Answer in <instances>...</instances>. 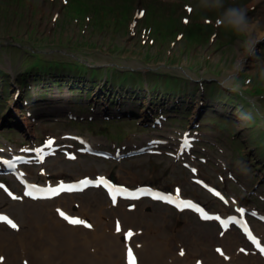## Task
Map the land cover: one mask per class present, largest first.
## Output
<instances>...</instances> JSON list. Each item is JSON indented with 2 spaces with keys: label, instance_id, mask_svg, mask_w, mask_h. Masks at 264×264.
Returning a JSON list of instances; mask_svg holds the SVG:
<instances>
[{
  "label": "rangeland",
  "instance_id": "obj_1",
  "mask_svg": "<svg viewBox=\"0 0 264 264\" xmlns=\"http://www.w3.org/2000/svg\"><path fill=\"white\" fill-rule=\"evenodd\" d=\"M62 1L64 4H62L61 0H0V67L10 71L13 79H15L17 74H21L22 69L29 65L32 60L30 58L25 61V58H27L25 53L40 52L49 61L59 60L65 61V63L80 61L97 69L103 66L105 68L120 66L126 69H138L145 74L148 72L156 75L168 73V79L172 76H176L174 79L182 77L180 82H177V85L172 88L187 91V84L189 83L190 89L194 94H197L198 91L196 89L197 81L202 80L206 84L208 91L210 89L216 90L215 92L210 91V94L214 95L213 98H208L209 94H201L203 98L206 97L208 99V107H212L210 109L219 112L225 110L221 106L227 105L226 103L230 101V98H228L227 94L219 92L224 88L220 87L218 80L232 64L239 51V45L234 35L215 26V13L206 14L211 16L209 17L210 21L200 20V22H207L212 25L210 24V27L205 30H194L195 38L201 43L188 44L187 50L189 52L182 53L184 48L180 47V40L174 42L169 40V48L162 51H160L158 45V51H156L154 46L148 49L141 48L139 47L141 33H138V35L133 34L134 26L128 30L122 25L112 31L115 39V48L119 49L117 51L112 45H107V48L106 46L98 47V42L100 43L98 40L101 38L104 25L120 20L127 13L130 14L131 18V15L139 7L144 8L152 2L153 4L160 3L159 8H154V10L149 7L148 17L147 19L143 18V20L146 23L154 21L155 19L151 18L152 14L150 12L156 11L158 13V19L163 23H152L155 29V31L153 29V34L157 36L158 41L164 48H166L165 44H163L165 43L164 38L167 34L171 35L170 28L175 23V16H177V19L182 17L187 19V22H190L195 15L199 17L205 14L199 12L187 14L185 4L188 5L193 0ZM231 2L247 6L249 8V16L260 19L264 23V0H226L227 4H231ZM160 8L165 12H160ZM52 13H59L54 21L50 18ZM128 20V18L124 19V24H127ZM209 32H212L210 36H208ZM212 35H214V38ZM217 39H221L222 42L218 43L217 46H213V41ZM108 40L109 38L104 40V44ZM262 43L258 45L260 49ZM147 53L154 54V59L148 61L145 57ZM173 54L177 58L167 62L166 56L170 55L171 57ZM205 55L208 57L207 59H204ZM198 61L202 63L201 67L199 66L201 63ZM190 65L193 67L191 70ZM63 77L64 75H60L59 79ZM149 77L152 80L155 79L154 74ZM254 84L259 88L255 80ZM159 88L164 90L162 84L159 85ZM80 95H83V93ZM48 97H52V100L56 98L59 102L50 105L47 104L48 101L47 103L41 102L36 105L44 111L38 121H30L32 124L30 132H26L23 129L21 125L22 117L28 122L30 120L28 111L33 113L36 106L25 105L27 108L26 112H21L18 108L20 115L16 112L18 106L13 108V113L11 114L5 111L7 122H3L2 124L4 125L0 124V132L5 129L0 134V146L3 149L0 151V155L4 154L2 153L3 151H12L14 148L22 150L24 142H34V140L41 138L43 135L61 136L63 134L67 136V142L73 143L72 145H75L76 148L80 147L82 142L74 143L75 140L72 136L78 134L85 140L91 141L92 148L101 147L102 149L114 151L121 147L119 143L114 141L115 137L119 138V136L124 137L127 135L130 149L140 148L142 145L149 143L158 148V150L116 162L112 159L106 161L101 157L89 154V148L83 143L77 154L79 158L75 162L68 161L60 156L53 158L47 164L48 173L51 176H60L57 173L64 172L63 177L70 179H78L87 175L95 176L100 173H106L109 176L114 173L119 182L131 187L142 184H154L200 200L206 203L212 211L233 212L231 207L224 206L197 185L196 179L199 176L217 185L218 188H222L232 197L238 198L241 200V204H245L252 209L257 207L264 211V162L259 160L255 151L252 150L254 144L239 147L242 148L244 154L246 153L245 160L238 159L236 153L235 158H232L231 150L228 148L224 139L225 136L221 134L218 124H212V121L219 119L220 115L213 110L206 115L207 110L201 109L202 105L199 96H197L196 102L190 106L192 112L190 122H193L192 125L194 126L195 116L197 121L206 117L204 121L207 122L201 124L199 126L201 130L194 132L193 135L200 139L196 152L198 150L199 154L208 160V163L201 161L194 154L190 156V159L194 165L199 167L200 175L192 173L190 168L184 166L179 160H174L176 152L173 143L177 141L185 128H190L189 125L180 121L175 122V120H185L187 119L185 118L186 116L170 115L169 123H166L165 126H155L150 120L148 122L147 114H144L142 109L138 113L141 116L135 118L130 116L131 108L123 116L119 109H113L112 104L109 105L108 100H101V103H98L97 98L88 102H78L77 99L81 98L79 94L69 92L66 88L59 92L57 87H55L52 94H50V91L48 92L46 98ZM72 97H75L73 101H71ZM4 98L12 106L15 105L12 93L7 94ZM127 108L128 106L126 105L123 112ZM244 110L251 113L249 121L240 122L237 118V110L231 111L230 116L223 121L232 126L233 135L236 133V136L244 141L254 135L253 138L259 152L264 158V132L255 134L254 131L252 134L246 129L253 121L254 113L249 108L241 109V111ZM71 111L81 113L80 116L84 117L82 120L85 122L81 125L78 123L74 125L66 121L55 122L53 120L55 117L64 116V114ZM184 111L187 113L188 108ZM113 112L116 115H122V120L126 121L125 124L119 126V123L116 122L112 126L106 125V114L110 115L108 116L110 119H117L113 116ZM223 118L224 116L222 115ZM260 123L262 129H264V123ZM14 124L19 126V129L9 135V129L6 130L5 127L7 125L13 126ZM196 129H198L197 126L196 128L194 126V130ZM106 132L107 134H105ZM236 146H239V144H236ZM220 161H223V163H220ZM131 163L136 167L133 169L129 168ZM30 169L37 171L38 168ZM229 172L234 175L233 178L228 176ZM37 177L39 176L37 175ZM42 179H45V177H42ZM1 197L0 211L9 212L13 215V209L11 208L13 204L3 193ZM31 205L32 203L25 200L20 203L17 202L16 206H13L18 208L22 215L21 226L27 219L32 222L30 228L26 229L28 233L34 227L35 230L43 229L40 226H35V224H43L49 220H52L49 224L50 227H58L60 221L64 220L61 215L63 213L69 219L78 218L91 225V227H86L83 224L76 225L77 229H82L87 234L84 239L88 241V233H98V237L99 235L112 236L115 233H119L115 236L119 237L117 238L119 241H123L122 237H127V233L131 231L133 235L130 237V243L136 251L144 252L150 247L154 251L157 247H161L164 251H169L170 254L165 261L174 259L179 261V264H202L203 261L210 260H213L215 264H242L244 261L243 259H234V254L237 255L240 251L234 249L223 240L229 234L233 235L234 233L221 236L216 223L201 222L195 214H179L163 205L153 204L148 201L139 202L135 205L120 202L116 205L111 204L102 191L87 190L81 195L67 196L56 201L50 205V209L47 212L26 215L25 208H32ZM38 206L43 207V205ZM131 208L137 209L136 211H127L138 215L135 222H127L125 219V210ZM117 223L120 224V231H117ZM256 226L258 230L264 233L261 225L256 224ZM0 230L13 236L17 232L16 229H8L7 227H0ZM158 234H161L160 238H158ZM239 245L245 246L244 241L240 239ZM245 249L250 252L247 247ZM181 252H183V255H181ZM3 255L6 258L8 257L4 252ZM123 257V252L120 256L118 251H116L114 259L117 264H124ZM248 257L257 259V256L253 253H249ZM107 259V252L102 249V244L98 241V264H106ZM156 262L152 258L150 262L139 264H156ZM0 264H4V262L0 261Z\"/></svg>",
  "mask_w": 264,
  "mask_h": 264
},
{
  "label": "bare ground",
  "instance_id": "obj_2",
  "mask_svg": "<svg viewBox=\"0 0 264 264\" xmlns=\"http://www.w3.org/2000/svg\"><path fill=\"white\" fill-rule=\"evenodd\" d=\"M40 210L33 207L27 209L26 213H39ZM12 212L18 218L21 217L18 208H14ZM125 218L130 222L136 219L132 215H126ZM31 223L28 220L25 221L27 229L30 228ZM35 226L42 227L44 231L35 230L34 227V232L19 239L0 230V258L4 256L3 252L8 255L7 258L3 257L4 264H22L23 260L25 263L29 260V264H98V241L102 244L103 250L107 252L106 264H117L114 259L116 251L121 256L125 250L124 244H121L116 236L101 235L98 237V233H88V241L82 234L73 232L75 229L50 227L47 221L41 225L35 224ZM164 254L162 251L154 255L147 253L144 254L143 261L150 262L152 258L160 261ZM204 263L215 264L213 260Z\"/></svg>",
  "mask_w": 264,
  "mask_h": 264
},
{
  "label": "clouds",
  "instance_id": "obj_3",
  "mask_svg": "<svg viewBox=\"0 0 264 264\" xmlns=\"http://www.w3.org/2000/svg\"><path fill=\"white\" fill-rule=\"evenodd\" d=\"M186 7L205 15L215 13V26L237 38L239 51L218 80L220 87L243 95L253 80L264 86V50L258 47L264 42V23L249 16L247 6L227 4L226 0H193ZM237 118L247 122L251 113L238 110Z\"/></svg>",
  "mask_w": 264,
  "mask_h": 264
},
{
  "label": "snow or ice",
  "instance_id": "obj_4",
  "mask_svg": "<svg viewBox=\"0 0 264 264\" xmlns=\"http://www.w3.org/2000/svg\"><path fill=\"white\" fill-rule=\"evenodd\" d=\"M188 11L189 12H191V9H188ZM140 15H143V13H140ZM185 23H187V21H185ZM50 143V142H49ZM190 147V142H189V140L187 139V138H185V140L183 141V144H182V146H181V151H185V150H187V148H189ZM81 184H83V185H90L91 184V182L90 181H88V180H83V181H81L80 182ZM96 184L97 185H100V184H104V185H107V182L106 181H104V180H98V181H96ZM63 185H61V188L60 189H56L55 191H57V192H59L61 189H63ZM67 190H71V188H69V189H67ZM109 191H111V189H109ZM26 195H31V193H26ZM113 198V201L115 202V199H116V197L115 196H113L112 197ZM155 199H158V200H165L166 198L165 197H163V196H157V197H155ZM166 202L167 203H173V201L171 200V199H167L166 200ZM178 207H179V205H177ZM186 207H189V208H191V207H193V205H191V204H187V205H185ZM61 215L63 216V218L65 219V220H67L70 224H73V225H80V224H83L84 226H86V227H91V225H88V224H86L83 220H80V219H69V217H67L66 215H64L63 213H61ZM202 218L203 219H211L212 217H209V216H202ZM218 219V218H217ZM0 221H2V222H6L10 227H12L13 229H17V225L11 220V219H9V218H7V217H4V216H0ZM221 223H223V221H221ZM117 231H120V226H119V223L117 224ZM133 235V233L131 232V231H129L128 233H127V237L128 238H130L131 236ZM218 251H219V249H218ZM260 251L262 252V253H264V248H260ZM128 259H129V264H135V257H134V254H133V252H132V250H131V248H129V250H128ZM181 255H183V252H181ZM0 260H2V258H0Z\"/></svg>",
  "mask_w": 264,
  "mask_h": 264
},
{
  "label": "trees",
  "instance_id": "obj_5",
  "mask_svg": "<svg viewBox=\"0 0 264 264\" xmlns=\"http://www.w3.org/2000/svg\"><path fill=\"white\" fill-rule=\"evenodd\" d=\"M41 69V68H40ZM66 69H68L69 71H71L72 73L76 72V69L74 67H67ZM65 70V69H64Z\"/></svg>",
  "mask_w": 264,
  "mask_h": 264
}]
</instances>
